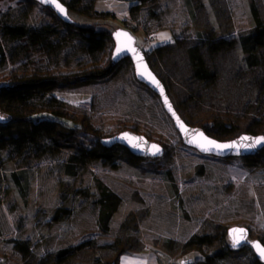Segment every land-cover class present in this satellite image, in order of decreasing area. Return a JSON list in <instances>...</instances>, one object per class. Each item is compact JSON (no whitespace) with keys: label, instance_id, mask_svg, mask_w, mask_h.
Segmentation results:
<instances>
[{"label":"rangeland","instance_id":"374dc122","mask_svg":"<svg viewBox=\"0 0 264 264\" xmlns=\"http://www.w3.org/2000/svg\"><path fill=\"white\" fill-rule=\"evenodd\" d=\"M150 0L123 19L124 8L112 11L116 0H95L109 28L133 32L137 44L150 53L156 45L189 42L198 34L215 38L238 37L252 27L249 0ZM264 20V0H252ZM48 21L42 5L27 10L24 0H0V22L36 27ZM103 25V26H104ZM156 36V42L148 38ZM20 41L4 43L8 48ZM154 45L151 48V45ZM264 54V47L260 48ZM80 55L62 54L48 63L49 69L68 72L78 68ZM220 70L216 85L200 87L203 99L189 105L193 117L214 115L232 122L236 135L251 117L264 118V68L247 69L238 44L220 49L209 58ZM35 58H38L36 55ZM155 73L168 87L173 103L190 96L192 81L184 49L176 47L163 59H153ZM104 55L101 64H108ZM21 56L0 65V84L21 68ZM44 63H39L43 65ZM46 64V62H45ZM77 112H86L91 123L106 136L135 130L168 151L158 160L144 159L132 166L116 161V167L100 160L65 170L70 150L44 155L20 165L3 151L0 167V264H113L121 256L151 254L153 264H179L181 258L202 260L225 249L227 228L243 225L249 239L264 241V165L247 166L241 157L202 154L185 145L165 112L159 97L140 84L133 68H124L116 78L50 92ZM99 178L121 199L101 232L97 225ZM58 214L60 220L54 221ZM192 235H209L211 244L185 247ZM26 242V253L13 241ZM84 242L70 255L58 251ZM255 253L249 244L228 253L220 264H250ZM148 264V263H145Z\"/></svg>","mask_w":264,"mask_h":264},{"label":"trees","instance_id":"16d2710c","mask_svg":"<svg viewBox=\"0 0 264 264\" xmlns=\"http://www.w3.org/2000/svg\"><path fill=\"white\" fill-rule=\"evenodd\" d=\"M60 1L67 8L70 17L68 22L60 19L47 6L42 7L48 15V21L39 26L0 22V65L7 59L13 62L21 56L25 57L24 62L19 64L21 69L12 71L7 80L0 84V117L4 118L0 119V167L3 163V151H6L11 158L18 159L20 165H24L44 155H54L64 149L70 150L65 167L68 174H76L77 165L86 166L98 160L111 167H116V161L135 166L144 159L158 160V158L136 156L120 144L109 147L102 145L100 139L106 135L91 123L90 116L86 112L71 110L64 100L50 94L55 89L76 88L96 81L116 78L122 69L133 68L128 57H123L114 65H110L113 48L111 32L114 27L109 28L104 25L103 20H106L110 14L96 11L95 0ZM149 1L136 0V3L129 8L130 15ZM24 2L27 10L37 3L35 0H24ZM191 2L186 0L190 12L193 11ZM249 11L253 27L236 38H215L212 35L204 37L198 34L196 39L187 43L176 40L173 44L156 45L150 53H145L153 69L151 57L159 60L163 59L166 53L174 51L176 47L184 49L193 84L189 87L190 96L177 101L174 106L188 124L201 126L207 134L221 140L231 139L240 134L236 135V127L232 122L224 121L214 115L193 117L188 108L190 104L195 103L194 98L203 99L200 87L216 85L220 79V70L211 66L205 55L210 58L216 51L238 44L244 55V67L264 68V54L259 50L264 47V20L252 0H249ZM14 40L20 41L19 44L8 48L6 53L3 42L9 43ZM62 54L68 59L80 55L77 59L78 68L68 72L49 69L48 63L56 61ZM105 54L109 56L106 66L101 64ZM36 55L38 58H35ZM39 63L44 64L39 65ZM157 76L168 92L164 80L160 75ZM140 84L145 86L141 82ZM241 133L264 135V118L251 117ZM167 154L168 151L164 148L163 155ZM241 159L247 166L264 165V147L255 154L243 156ZM94 183L98 192L97 225L99 230L105 233L109 230L110 219L121 199L99 178H95ZM60 218L58 214L53 216L54 221ZM12 241L15 249L22 253L28 251L29 246L26 242ZM212 241L209 235H192L184 246L200 247L211 244ZM261 242L264 244V241ZM85 245L82 242L63 248L58 254L70 255ZM245 245L233 249L227 238L225 249L205 255L202 260L181 258L179 264H220L229 252L241 249ZM250 264L264 263L255 256Z\"/></svg>","mask_w":264,"mask_h":264},{"label":"water","instance_id":"95a60500","mask_svg":"<svg viewBox=\"0 0 264 264\" xmlns=\"http://www.w3.org/2000/svg\"><path fill=\"white\" fill-rule=\"evenodd\" d=\"M35 1L42 6L51 8L63 21H70L67 8L60 0ZM111 38L113 40V48L110 56V65H114L123 57L130 59L135 78L159 97L163 109L171 118L181 141L185 145L196 149L202 154L216 157H243L253 155L264 147V142L257 143L259 138H264L263 134L240 133L231 139L221 140L207 134L201 126L188 124L176 110L164 83L150 67L144 50L136 42L137 38L135 34L127 28L117 27L112 30ZM118 48L120 49L119 53H117ZM210 141L215 143H209ZM100 142L107 147L113 144L123 145L132 154L140 157L159 158L164 153L162 144L148 139L143 134L128 129L103 137L100 139ZM220 145L231 146L219 147ZM226 232L231 243V248L237 249L242 245L249 244L255 256L264 263V256L261 255L262 250H264V244L259 239H249L250 230L246 226L232 225L227 228Z\"/></svg>","mask_w":264,"mask_h":264},{"label":"crops","instance_id":"0c3cea01","mask_svg":"<svg viewBox=\"0 0 264 264\" xmlns=\"http://www.w3.org/2000/svg\"><path fill=\"white\" fill-rule=\"evenodd\" d=\"M116 1L117 3L113 6L114 10L112 11H116V9L124 8L123 19H126L129 15L130 6L135 4L136 0H116ZM98 7L99 5H97V3H94V9L96 11H102V9ZM150 47L153 48L154 45L152 44ZM153 262H156L154 257L151 254L147 253V254H143L139 256H132V257L123 255L118 260H115L113 264H145V263L153 264Z\"/></svg>","mask_w":264,"mask_h":264},{"label":"snow or ice","instance_id":"6c2138e0","mask_svg":"<svg viewBox=\"0 0 264 264\" xmlns=\"http://www.w3.org/2000/svg\"><path fill=\"white\" fill-rule=\"evenodd\" d=\"M57 7H59V5H57ZM61 11H63V9H61ZM119 52H120V49L118 48V49H117V53H119ZM0 119H4V118H3V117H0ZM125 135H127V134H125ZM242 139H245V138H242ZM261 142H264V138H259V139L257 140V143H261ZM209 143L214 144L215 142L210 141ZM230 146H231V145H220L219 147H230ZM206 150H207V149H206ZM240 231H243V230H240ZM261 255L264 256V250H262Z\"/></svg>","mask_w":264,"mask_h":264},{"label":"built area","instance_id":"2783aa9c","mask_svg":"<svg viewBox=\"0 0 264 264\" xmlns=\"http://www.w3.org/2000/svg\"><path fill=\"white\" fill-rule=\"evenodd\" d=\"M157 40H156V36H153V35H151L149 38H148V42L149 43H154V42H156Z\"/></svg>","mask_w":264,"mask_h":264}]
</instances>
